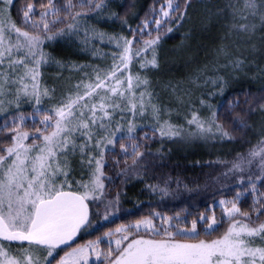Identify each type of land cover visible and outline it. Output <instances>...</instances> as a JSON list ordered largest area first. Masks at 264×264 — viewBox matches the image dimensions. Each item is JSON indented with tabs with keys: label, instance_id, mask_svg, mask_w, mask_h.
Here are the masks:
<instances>
[{
	"label": "snow or ice",
	"instance_id": "snow-or-ice-1",
	"mask_svg": "<svg viewBox=\"0 0 264 264\" xmlns=\"http://www.w3.org/2000/svg\"><path fill=\"white\" fill-rule=\"evenodd\" d=\"M14 3L15 0H0V114L5 115V122L0 126V264H264V221L260 220L264 216V192L258 193L251 213L241 212L235 201H220L231 206L224 209L229 218L228 227L216 239H199L197 229V224L202 223L210 235L220 223L214 215L198 216L191 221V227H176L175 231H172V218L164 220L169 226L163 229L156 228L153 220L146 218L133 225H122L114 232H105L87 244L65 251L62 256L57 252L88 223L87 201L100 199L104 194L106 153L114 152L119 144L120 152L131 159V171L141 165L145 153L140 151L132 135L137 128L135 117L144 116L150 109L162 136L180 135L168 121L160 124V108L152 102V93L146 90L147 79L129 75L121 80L117 73L123 75L132 56L149 49L153 52L152 59L144 60L140 66L158 67L155 45L160 40L161 26L171 19L182 20L191 0H183V10L177 0H164L158 13L153 8L149 15L155 13L158 18L145 19L136 30L142 35L150 24H155L157 35L143 41V49L133 52L131 45L135 36L132 40L121 38L122 51L114 55L119 64H114L103 76L97 71L92 82L76 85L74 94L50 108L43 105L45 98L51 99L52 90L41 88L38 82L39 67L46 62L42 45L78 32L79 20L100 14L107 0H78L77 3L66 0L63 5L57 0H47V4L41 3L42 10L38 13L36 0H31L24 9L18 10L22 11L24 30L11 18ZM75 8L80 10L73 11ZM237 11L239 20L245 21L233 25L237 31L253 33L256 30V24L249 22L250 17L258 18L264 27V0H243L242 7L234 10V17ZM61 13L67 15L62 17ZM37 14L39 21L33 18ZM63 21H69L65 28L53 31V26ZM104 35L94 33L101 40ZM235 63L238 66L242 61ZM141 86L145 90L137 93L134 89ZM24 103L33 110L27 115L16 111L9 123L8 110H19ZM260 107L264 110V104ZM123 113L130 114V118L126 119ZM28 120L32 121L30 131L25 130ZM187 122L200 132L212 131V126L205 127L196 113ZM211 124L223 137L231 138L216 123L215 113ZM125 137L131 143H119ZM77 155L81 168L86 167L90 172V179L87 183L76 182L73 189L72 158ZM256 157L260 158L264 171V134L233 169L243 171ZM255 179L261 177L257 175ZM248 180L252 192L256 193L253 177L249 176ZM240 195L237 193V197ZM142 225L160 238L141 236L138 230ZM185 234H195L197 238L189 242L182 238ZM105 242L108 246L102 249L100 245Z\"/></svg>",
	"mask_w": 264,
	"mask_h": 264
},
{
	"label": "trees",
	"instance_id": "trees-1",
	"mask_svg": "<svg viewBox=\"0 0 264 264\" xmlns=\"http://www.w3.org/2000/svg\"><path fill=\"white\" fill-rule=\"evenodd\" d=\"M224 1L226 0H191L182 20L171 19L161 26L160 40L155 47L161 45L162 63L165 62V59L171 60L172 62H168L164 66L176 69L177 76L175 72L167 73L166 76L164 75L165 77L162 74L157 77L155 73L153 79L157 78V80L163 81L165 86H169L167 90L171 96L178 95L183 100H187L189 97L186 95V91L178 88L177 85L187 82V79L195 81L200 86L199 88L195 87L196 111H201V106L198 103L204 101L205 118L207 116L211 118L215 113L216 123L229 132L231 138L222 137L211 144L163 138L159 135L156 121L144 119L142 116L135 117L134 122L137 128L132 135L135 137V142L140 145V151L145 153L137 170L131 171L129 167L131 159L120 152L119 144L114 152L106 153L107 163L104 168L105 187L103 192L113 198L115 205L112 213L114 216L98 226L93 224L88 231L82 233L90 222L95 223L99 220L91 208H105V206H98L97 199L95 202H87L90 209L89 222L72 244L57 249L59 254L74 243L95 240L98 236H103L105 232H114L115 228L120 225H127L131 221H139L144 218L152 219L156 228L160 229L168 228L169 225L164 220L172 218L171 224L174 226L172 231H175L176 227H191V221L197 219L198 216L212 217L214 215L220 221L216 230L209 235L205 230L206 226L198 223V238L218 237L227 228L229 220L221 204L218 203L221 198H224L226 202L235 201L241 212H252L253 203L258 193L264 192L262 185H256L257 192L253 193L250 188L251 184L237 186L230 183L231 185L225 191H218L208 196H197L193 192L178 194L177 200H168L170 195H163L161 198L150 195L149 192H146L149 187L144 186L151 185V183L154 185L165 183V181L149 179L147 176L150 174L147 176L143 174L147 171L177 170L182 168L179 167L180 165L219 162L227 160L229 157L230 162L234 163L235 154H242L248 146H253L260 141L264 134V110L260 107L261 104H264V27L261 26L258 18L253 20L250 17L249 22L256 24V30L253 33L237 31L233 25L245 21L239 20L238 11L235 17L233 12L242 7L243 0H230L222 3ZM28 2L31 0H15L10 10L12 20L16 22L17 26L22 27V30H24L22 11L18 10L24 9ZM73 2L77 3L78 0H73ZM163 2L164 0H107V5L100 14H92L90 17L79 20L78 32L57 37L52 40L54 42L52 47L46 41L42 45V50L49 57L46 59L48 62L44 67L42 85L47 89L51 88L52 85H49L47 80L45 82L48 73L64 74L73 68H75L76 84L82 82L81 74L84 70L88 72V77L92 75L91 81L94 80L97 71L103 76L114 64H119V59L114 60V55L118 56L122 51L119 46L123 44L121 38L132 40L135 36L131 45L133 52L136 49H143V41L157 35L155 24H150L142 35L137 34L136 30L142 26L145 19L158 18L155 13L152 15L149 13L153 8L158 13ZM177 2L181 4L183 10V0H177ZM41 3L47 4V0H36L37 13L42 10ZM57 3L63 5L66 0H57ZM78 10L80 9H73V11ZM65 15L67 13H61L62 17ZM175 15H179V13ZM33 18L39 21L38 14ZM68 22L63 21L55 24L53 31L65 28ZM168 28H171L172 31L168 32ZM27 30L32 31L30 27ZM94 33H104L105 35L101 40L94 36ZM148 33H151V36ZM86 36L87 42H85ZM234 37L241 41L237 42L240 48L246 47L247 55L253 53L249 50L250 45L255 46L259 51L257 54H253L249 60H245L246 62L251 61L253 64L246 70L241 71L234 67L235 61H238L244 52L232 48L230 40ZM245 39L247 43L243 42ZM174 46L178 47L177 51L172 50ZM149 51L151 49L147 52ZM134 57L138 56L133 55ZM117 76L122 77L124 73L121 75L118 72ZM114 83L115 81H113ZM168 92L165 94L169 96ZM43 106L52 107L50 104ZM158 107H162L163 111L168 113V115L165 114L166 116L172 115V117L169 116L172 119L164 121L175 125H183L186 119L193 114L191 112L194 111L193 108L189 109V106H182L180 103H177L176 108V102L168 101L159 103ZM32 110V107L27 103L22 104L19 110L9 109L8 122H11V117L16 111L28 114ZM173 111H177V116H174ZM119 115H117L118 119ZM123 115L126 119L130 118L128 113H123ZM239 121H242L243 124L238 123ZM4 122L5 115H2L0 116V126H3ZM31 124L32 121L28 120L25 130H31ZM119 143L129 144L131 141L125 137ZM151 164L159 166H149ZM172 165L173 167H171ZM175 165L177 167H174ZM163 175L164 177L169 176ZM237 193L241 195L237 197ZM115 210L120 212L115 214ZM252 218L255 219L254 214ZM260 220H264V216H261ZM134 231L136 230L134 229ZM138 231L140 235L160 238L155 236L150 228ZM182 238L195 240L197 237L195 234H185ZM107 246V242L100 245L102 249H106Z\"/></svg>",
	"mask_w": 264,
	"mask_h": 264
},
{
	"label": "rangeland",
	"instance_id": "rangeland-1",
	"mask_svg": "<svg viewBox=\"0 0 264 264\" xmlns=\"http://www.w3.org/2000/svg\"><path fill=\"white\" fill-rule=\"evenodd\" d=\"M230 0H226L222 3L225 2H229ZM228 7V6H225ZM224 9V6H223ZM13 39H15V36L13 34ZM237 42H241L239 41L237 38H233L232 40H230V44L232 45V48H234L237 51H241L242 50V56L240 59H238L239 61H242L241 64H239L238 66L235 64L234 67L238 70H246L249 66H252L253 64L251 63V61H247V59L249 60L251 58V56L253 54H257L259 51L258 49L255 47H252V45H250L249 50L251 52H253L252 54L247 55L246 54V47L242 46L240 48V45L237 44ZM244 43H247V40L245 39L243 41ZM53 41H47V44L50 45V47H52L53 45ZM161 45L160 46H156L155 47V57L158 63V67L152 68V67H145V68H141V63L144 60H151L152 56H153V52L152 50L149 52H143L140 54V56L138 57H134L132 56L129 64H128V68L126 71H124V76L120 77L121 80H125L129 75L135 77L136 75H139L141 79H147V81L149 82L148 85L146 86V90L152 93V102L154 104L159 105V103H164L166 101L168 102H176V108H177V103H180V105L184 106L187 105L190 108H193L194 111H192L191 113H196L198 115V117L200 118V120L202 122H204L205 127L208 126H212V131L211 132H200L199 130L196 129L195 125H189L188 124V120L191 119V117L188 119H186V122L183 125H175L171 122H169L171 125L175 126L179 132L180 135L178 136H162L159 132V135L163 138H168V139H180L182 141H200L204 144H211L213 141L222 138L223 136L221 135V133L219 131H217L215 125L211 124L212 121V117L210 118L209 116H207L205 118L204 115H206V112L204 110V103H198L200 107V112L196 111L197 107H196V99H195V92H196V88H199L200 86L195 82L192 81V79H187V82H183L180 85H177L178 88L180 89H184V91H186V95L189 97V99L187 100H183L180 96L176 95V97L171 96L170 92H168V88L169 86H165L166 84H163V81L157 80V78L153 79V75L156 73L157 77L159 75L162 74V76H166L167 73H174L177 76V72L176 69L174 70L173 67H169V66H164L167 65L168 62H172L169 59H165L164 63H162V57H161ZM178 47L174 46L172 47L173 51H177ZM49 57V56H48ZM47 57V53H46V59ZM246 60V61H245ZM47 60L46 62H42L40 67H39V73L40 75L38 76V82L40 87L46 88L44 87V85H42L41 83V79L44 80V67L47 64ZM173 66V65H172ZM81 69H83L80 66ZM84 70V69H83ZM23 70H21L22 72ZM85 71V70H84ZM82 72L81 74V81L85 84L92 82L90 79L92 78V75L88 77V72ZM46 76V75H45ZM164 76V77H165ZM76 75H75V68L65 72L64 74H55L53 72L48 73L47 76L45 77V82L46 80L48 81L49 85H52L51 88L49 90H52L51 92V99L49 98H45L44 99V105L45 104H50V106L58 103L60 100H62L64 97L70 95V94H74L76 91V79H75ZM95 79V78H94ZM181 83V82H180ZM80 84V83H79ZM176 87V88H177ZM196 87V88H195ZM150 88H152V91H150ZM137 93H139L140 91H144L145 87L141 86L138 89H134ZM171 90V89H169ZM166 92H168L169 96L167 94H165ZM163 94H165L163 96ZM171 96V98H170ZM200 99L198 98V101ZM157 105V106H158ZM197 105V106H198ZM165 114L168 115V113H166L165 111H163V108L160 107V115H159V120H160V124H163L164 120L166 119H172V115L166 116ZM174 116H177V111H173ZM27 115V114H26ZM0 116H2V114H0ZM192 116V115H191ZM144 119L147 120H152L153 122L156 121L151 113V110L149 109V111H147L145 113L144 116H142ZM28 130V129H27ZM30 131V130H29ZM259 142V141H258ZM258 142L253 145V146H248L247 150L242 152V154H235V162L231 163L230 162V157L227 158V160L224 161H219V162H211V163H194V164H186V165H180L179 168L177 170H160V169H156L153 171H147L146 173H143L144 175L147 176V174H150L149 176H147L149 179L152 180H157V181H165V183L163 184H152L151 185H144V186H148L149 189L148 191H146L147 193L149 192L150 195H156L158 198H161V196L163 195H170L168 197V200H177V196L178 194H185V193H194L197 196H208V195H212L215 192L218 191H225L227 189V187L229 185H231L230 183H233L232 185H237V186H243V185H248L251 184L248 180L249 176L253 177V181L255 182L256 185H262L264 187V171L261 170L260 167V158L256 157L253 159V163L251 165H247L244 166V170L243 171H238L233 169V165L235 163H238L240 161V157L244 156L247 157L248 153L255 147L257 146ZM229 160V162H228ZM155 162H159V161H155ZM158 164H151L149 166H153V167H157ZM159 166V165H158ZM173 167V165L171 166ZM174 167H177L176 165ZM72 168L73 171L71 173L70 176V180L72 182V186L73 189L76 188V182L80 181V182H84L87 183L90 179V172L88 171V169L85 168H81L80 164H79V155L75 156L72 158ZM231 170V171H230ZM163 174H167L169 176L164 177ZM260 176L261 179L257 180L255 179L256 176ZM135 177V176H134ZM243 179H245L243 182H241ZM251 188V187H250ZM248 188V189H250ZM247 189V190H248ZM104 196H101L100 199H97L98 202V206H105V208H91V210H94L96 216L99 217L98 222H90V224L88 225L87 228H84L83 232L88 231L92 225L97 224H103L105 222H107L108 220L111 219L112 216H114V214L112 212H114V205L113 204V198L109 195L106 194L104 192L103 194ZM95 202L96 200L93 199H89L87 202L91 203V202ZM220 201H226L224 198H221L219 200V204ZM222 209L224 211L225 207H230V204H221ZM102 212V213H101ZM116 212V210H115ZM118 213L120 211H117ZM117 212L115 214H117ZM93 214V211H92ZM157 214V213H155ZM226 215V214H225ZM105 216H107V219H105ZM227 217V216H226ZM146 219V218H144ZM143 220V219H141ZM140 221V220H139ZM264 221V220H262ZM137 222L136 221H131L129 222L127 225H133ZM126 224L124 226H127ZM122 225L116 227L119 228ZM228 227V226H227ZM115 228V229H116ZM139 229H147L146 227H144L143 225L139 228ZM110 232V231H109ZM144 238H155V237H150V236H146V235H142ZM219 237V236H218ZM218 237H214V238H209V239H205V240H211V239H216ZM118 238L116 236H113V239ZM204 239V238H202ZM189 242H194L195 240H190V239H186ZM89 241L92 240H86L83 242H77L74 243L72 246L68 247L65 251H71L72 248L74 247H79L81 245L87 244ZM257 243H259V241H257ZM63 251L60 255H64ZM58 252V251H57ZM59 258V257H58ZM57 258V259H58Z\"/></svg>",
	"mask_w": 264,
	"mask_h": 264
},
{
	"label": "water",
	"instance_id": "water-1",
	"mask_svg": "<svg viewBox=\"0 0 264 264\" xmlns=\"http://www.w3.org/2000/svg\"><path fill=\"white\" fill-rule=\"evenodd\" d=\"M88 206H89V205H88ZM89 219H90V209H89V215H88V222H89ZM86 225H87V224H86ZM86 225H84V226L79 230V232H78V233L75 235V237L69 242V244H67V245H62L60 248H62V247H66V246L72 244V243L77 239V237H78L80 231H81Z\"/></svg>",
	"mask_w": 264,
	"mask_h": 264
}]
</instances>
